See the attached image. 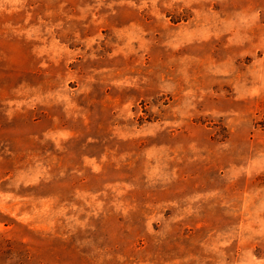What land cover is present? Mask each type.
<instances>
[{
    "label": "rangeland",
    "instance_id": "1",
    "mask_svg": "<svg viewBox=\"0 0 264 264\" xmlns=\"http://www.w3.org/2000/svg\"><path fill=\"white\" fill-rule=\"evenodd\" d=\"M0 264H264V0H0Z\"/></svg>",
    "mask_w": 264,
    "mask_h": 264
}]
</instances>
